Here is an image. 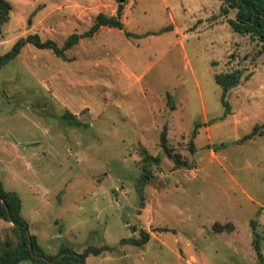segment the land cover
<instances>
[{"label":"rangeland","instance_id":"rangeland-1","mask_svg":"<svg viewBox=\"0 0 264 264\" xmlns=\"http://www.w3.org/2000/svg\"><path fill=\"white\" fill-rule=\"evenodd\" d=\"M7 1L0 55L33 33L61 46L120 3ZM224 6L125 0L124 30H169L138 39L104 26L64 58L26 44L0 64V180L46 256L90 246L102 251L84 264H257L258 250L264 264V56L230 27L234 10ZM235 69L244 73L227 113L214 76ZM66 110L82 125H68ZM164 126L186 167L163 153ZM148 155L159 160L146 179ZM12 226L0 219V248L17 242ZM145 233L142 245L129 241Z\"/></svg>","mask_w":264,"mask_h":264},{"label":"trees","instance_id":"trees-1","mask_svg":"<svg viewBox=\"0 0 264 264\" xmlns=\"http://www.w3.org/2000/svg\"><path fill=\"white\" fill-rule=\"evenodd\" d=\"M225 6L222 8L224 14L228 12L229 9L234 10V16L227 19L230 27L237 33L241 35H248L252 41H255L258 45L257 52L264 56V0H224ZM10 3L7 0H0V22L5 21L8 18V13L10 10ZM122 14V3L118 4L116 15H106L104 13H98L96 15L94 23L85 31L81 33H71L66 37L63 44L59 46L55 41L46 39L42 40L38 34H28L25 37L18 38L15 43L12 45L10 50L3 55H0V64L2 62H6L8 58H13L17 56L26 44H32L36 48L39 49H50L56 56L64 58L65 51L70 49L72 46L79 43L82 38L92 37L95 33L102 27H113L118 29H123V22L121 21ZM169 30V28L163 27L158 32H146L144 34H136L129 31H125L126 36H134L136 38L142 37L144 35L160 33ZM244 71L242 69H235L227 72H220L215 74L214 78L216 82L221 87V95L220 100L223 105L226 107V112H229V106L226 101L227 92L238 85L240 79L242 78ZM251 76V73H247L244 78L247 79ZM61 118L68 124L72 126H81L82 122L77 118V116L70 111L66 110ZM262 125L253 126L252 130L243 136L242 140L252 138L256 133H258V129ZM199 124H195L194 128L191 132L190 139V151L194 150V142L193 138L197 134V129ZM166 126H164L160 132V146L162 147L163 153L174 163L175 167L181 168L186 167L187 162L180 157L179 153H176L172 150L170 146L167 144V136H166ZM157 156L148 155L143 158V170L144 178H148L150 176V165L151 162H158ZM0 196L2 200L6 203L9 215L11 218L16 221L20 226H12L14 229L19 231V237L16 243H12L10 241H6L4 246L0 248V264H18L24 260H30L32 262L38 264H47L43 259L37 258L31 255L28 250V241L25 234V230L22 226L27 227L26 221L21 216V200L17 193L13 191H7L3 188L2 182L0 180ZM0 219H4L9 221L8 214L6 208L0 204ZM221 227V226H220ZM149 238V235L145 233L142 239H130L129 241L135 245H142ZM32 241V250L33 253L46 256L40 246L37 244L36 237L31 234ZM255 243V239L253 240ZM257 242L254 244L255 248L257 247ZM70 251L74 252L69 248H62L58 253ZM102 251L101 248L96 247H87L79 254L81 258V263L84 264V260L88 255H98ZM57 253V254H58ZM258 255V263L261 264L262 257L260 256V252L257 250ZM47 258L52 259L54 256H46ZM67 262L69 264H76L78 261V257L73 255L62 256L59 260L55 262Z\"/></svg>","mask_w":264,"mask_h":264},{"label":"water","instance_id":"water-1","mask_svg":"<svg viewBox=\"0 0 264 264\" xmlns=\"http://www.w3.org/2000/svg\"><path fill=\"white\" fill-rule=\"evenodd\" d=\"M119 2H124L125 0H118ZM0 204L3 205L5 208H6V211H7V214H8V219H9V222L13 225V226H20L16 221H14L11 216L9 215V210H8V207L6 205V203L2 200L1 196H0ZM25 230V234H26V237H27V241H28V250L29 252L31 253L32 256L34 257H37V258H41L43 259L47 264H54L57 260H59L62 256H67V255H73V256H76L78 257V261L76 264H80L81 263V258L79 257V254L78 253H75V252H70V251H65V252H61V253H58L57 255H55L52 259L50 258H47L46 256H43V255H39V254H35L33 253V250H32V241H31V234L28 230L27 227L25 226H22ZM131 232H133V228L130 227L129 228Z\"/></svg>","mask_w":264,"mask_h":264},{"label":"crops","instance_id":"crops-1","mask_svg":"<svg viewBox=\"0 0 264 264\" xmlns=\"http://www.w3.org/2000/svg\"><path fill=\"white\" fill-rule=\"evenodd\" d=\"M121 3V2H120ZM111 15H114L113 13L111 14ZM122 15V14H121ZM124 18V17H123ZM123 22V29H118V28H116V30H118V31H122L123 32V34L125 35V37H128V36H126V34H125V31H128V30H124V27H126V24H125V22L124 21H122ZM104 26H102L98 31H102L101 29L103 28ZM108 28V30L109 29H114L113 27H107ZM160 30V29H159ZM130 32V31H129ZM133 33V32H132ZM146 33V32H145ZM160 33H162V32H160ZM160 33H155V34H160ZM136 34H142V33H136ZM144 34V33H143ZM150 36L151 35H153V34H149ZM148 35V36H149ZM147 35H144V36H142V37H138V39H140V38H145ZM198 134V133H197ZM2 182V181H1ZM2 185H3V183H2ZM3 188H4V186H3ZM5 189V188H4ZM6 190V189H5ZM7 191H10V190H7ZM13 192H15V191H13ZM16 193V192H15ZM21 200V199H20ZM21 216H22V214H21ZM24 219V218H23ZM4 220V219H3ZM213 219H209V222L210 221H212ZM7 222V221H6ZM3 227H4V225H2ZM34 235V234H33ZM37 237V236H36ZM37 240H38V238H37ZM38 243H39V240H38ZM40 246V245H39ZM192 258V257H191Z\"/></svg>","mask_w":264,"mask_h":264}]
</instances>
